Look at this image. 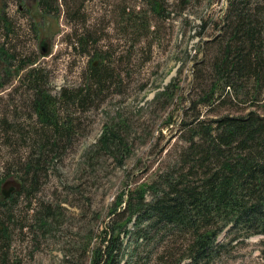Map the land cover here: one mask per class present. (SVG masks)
I'll use <instances>...</instances> for the list:
<instances>
[{
  "label": "rangeland",
  "instance_id": "obj_1",
  "mask_svg": "<svg viewBox=\"0 0 264 264\" xmlns=\"http://www.w3.org/2000/svg\"><path fill=\"white\" fill-rule=\"evenodd\" d=\"M51 1L55 12L45 14L37 0H0L15 34L4 49L9 54L13 49L18 59H33L30 67L43 71L44 87L52 96L63 89L73 94L92 61L106 66L113 77L84 108L68 107L76 118L72 137L47 164L46 177L32 197L22 195L11 206V237L0 248V264H89L90 248L102 244L111 222L124 219L119 215L129 193L177 166L189 137L184 122L189 124L198 112L207 122L251 110L264 116L250 100L252 93L246 94L250 88L226 95L218 90L212 104L197 103L217 80L211 62L220 49L228 0ZM3 30L0 23L1 34ZM83 33L91 41L81 54L72 46ZM15 68L16 63L0 58V194L15 188L13 176H19L18 166L32 151L30 134L20 135L40 126L30 107L32 91L22 85L26 70ZM106 129L117 133L119 141L99 143ZM48 205L57 210L49 233L19 229L34 225L33 214ZM263 239L233 243L213 264H262ZM182 241L181 235H165L150 243L146 254L153 257L168 249V256H175Z\"/></svg>",
  "mask_w": 264,
  "mask_h": 264
},
{
  "label": "trees",
  "instance_id": "obj_2",
  "mask_svg": "<svg viewBox=\"0 0 264 264\" xmlns=\"http://www.w3.org/2000/svg\"><path fill=\"white\" fill-rule=\"evenodd\" d=\"M37 4L45 14L55 12L51 0H37ZM3 16L0 9V23L5 30L0 33V58L16 63L15 72L26 70L22 85L32 91L30 107L40 126L20 135L25 138L30 134L27 139L32 151L18 166L19 176H13L17 179V188L7 198L0 194V248L11 237L10 232L8 236V220L13 218L11 206L22 195L26 200L32 197L39 180L46 177L47 164L72 137L76 118L68 107L84 108L113 77L106 66H96L92 61L88 75L73 94L63 89L57 97L50 95L44 87L43 71L30 67L34 60L18 59L13 49L10 54L4 49L5 45L9 46L8 37L13 30ZM262 30L264 0L261 5H252L251 0H228L226 17L219 29L220 49L211 62L217 80L209 94L198 100V105L212 104L218 90L226 95L250 88L246 94L252 93L250 100L258 103L264 113ZM89 41L90 34L83 33L72 47L84 54ZM183 127L189 137L177 166L129 193L119 215L124 219L111 222L105 229L104 235L108 234L102 240L105 245L90 248L89 264H213L234 248L233 243H242L254 236L264 237V116L251 110L243 116L224 115L207 122L200 119L198 112ZM114 140L119 141L117 133L106 129L98 142L106 146ZM55 211L56 207L42 206L41 212L37 210L33 214L34 225L19 229H32L34 234L37 230L45 235L57 223ZM154 230L156 236H152ZM171 234L183 236L181 252L169 257L166 249L148 257V245ZM259 247L264 264V239Z\"/></svg>",
  "mask_w": 264,
  "mask_h": 264
},
{
  "label": "water",
  "instance_id": "obj_3",
  "mask_svg": "<svg viewBox=\"0 0 264 264\" xmlns=\"http://www.w3.org/2000/svg\"><path fill=\"white\" fill-rule=\"evenodd\" d=\"M95 64V63H94ZM14 187H16L17 188V186L16 185H14ZM9 194H10V192L6 195V194H4V197L5 198H7L8 196H9Z\"/></svg>",
  "mask_w": 264,
  "mask_h": 264
},
{
  "label": "flooded vegetation",
  "instance_id": "obj_4",
  "mask_svg": "<svg viewBox=\"0 0 264 264\" xmlns=\"http://www.w3.org/2000/svg\"><path fill=\"white\" fill-rule=\"evenodd\" d=\"M10 178H12V177H10ZM8 193H9V192H8ZM8 193H4V192H3V194H6V195H7Z\"/></svg>",
  "mask_w": 264,
  "mask_h": 264
}]
</instances>
